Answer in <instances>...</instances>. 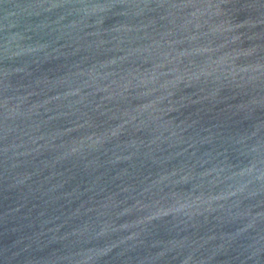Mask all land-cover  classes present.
<instances>
[{"label":"water","instance_id":"obj_1","mask_svg":"<svg viewBox=\"0 0 264 264\" xmlns=\"http://www.w3.org/2000/svg\"><path fill=\"white\" fill-rule=\"evenodd\" d=\"M0 264H264V0H0Z\"/></svg>","mask_w":264,"mask_h":264}]
</instances>
